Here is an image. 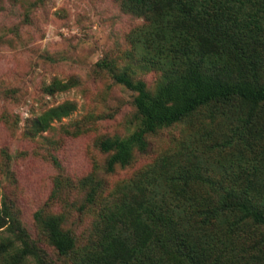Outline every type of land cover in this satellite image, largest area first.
Returning a JSON list of instances; mask_svg holds the SVG:
<instances>
[{
  "label": "rangeland",
  "instance_id": "rangeland-1",
  "mask_svg": "<svg viewBox=\"0 0 264 264\" xmlns=\"http://www.w3.org/2000/svg\"><path fill=\"white\" fill-rule=\"evenodd\" d=\"M124 1L0 0V210L15 230L1 235L15 240L22 230L46 264H81L96 249L100 212L119 201L123 183L148 168L169 174L196 167L226 183H264L263 147L244 152L238 143L216 145L235 118L211 123L205 109L147 135L146 150L135 152L129 165L106 169L110 153L100 142L125 138L139 124L135 94L113 75L143 81L151 93L164 77L139 33L150 21ZM54 82L66 89L50 92ZM63 103L74 110L39 130L38 118ZM253 166L259 171L254 177ZM36 215L59 219L74 239L68 255L55 251ZM231 237L237 264H264L256 259L264 252L263 227L245 225L243 234ZM36 262L28 257L24 264Z\"/></svg>",
  "mask_w": 264,
  "mask_h": 264
},
{
  "label": "trees",
  "instance_id": "trees-1",
  "mask_svg": "<svg viewBox=\"0 0 264 264\" xmlns=\"http://www.w3.org/2000/svg\"><path fill=\"white\" fill-rule=\"evenodd\" d=\"M124 2L150 21L148 30L139 33L146 55L152 53L151 63L164 77L151 93L143 81L126 73L113 75L135 94L139 124L125 138L100 142L99 149L110 153L106 169L129 165L135 152L146 150L147 135L200 109L211 123L235 118L216 145L235 148L238 143L244 152L263 147L264 155V0ZM140 56L149 64V58ZM65 89L58 82L49 87L50 92ZM73 110L71 103L47 110L38 118V129L44 131L51 120ZM258 172L253 166L250 174ZM139 176L123 183L119 201L100 212L96 249L81 264H237L231 236L243 234L245 225L264 228V183H226L196 167L169 174L152 167ZM92 198L89 193L86 200ZM36 216L55 251L68 255L74 239L60 229L59 219ZM8 222L7 211L0 210V264H24L28 257L46 264L22 230L15 240L3 239L2 232L15 231ZM256 259L264 261V252Z\"/></svg>",
  "mask_w": 264,
  "mask_h": 264
}]
</instances>
